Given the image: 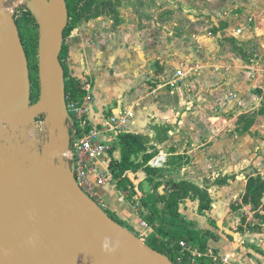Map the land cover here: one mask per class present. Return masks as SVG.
I'll list each match as a JSON object with an SVG mask.
<instances>
[{
  "label": "crops",
  "instance_id": "crops-1",
  "mask_svg": "<svg viewBox=\"0 0 264 264\" xmlns=\"http://www.w3.org/2000/svg\"><path fill=\"white\" fill-rule=\"evenodd\" d=\"M197 2L212 20L232 23L231 37L227 36L240 49L208 43L210 20L204 18L207 32L196 37L202 45L184 46L183 53L163 64L157 84L154 79L147 81L162 57L150 34L117 38L80 27L64 38L70 76L93 87L90 123L100 126L113 115L131 111L134 119L125 134L140 142L132 158L135 168L126 174L134 186L132 199L129 191L126 197L118 189L110 170L112 158L122 160L119 139L99 159L89 180L104 208L133 235H141L145 244L146 239L163 241L158 227L165 218L166 232L181 236L201 264H264V234L252 232L250 223H241L243 211L249 222L253 215L244 205L249 181H264V0ZM100 19L99 15L81 18L91 26ZM238 28L243 30L239 36ZM184 64L200 71L187 88L173 89L168 83ZM109 68H116L114 76ZM105 173L113 174L114 182L97 185ZM171 194L179 200L181 219L165 216L161 202L155 204L157 214L142 206L141 198L159 201ZM133 199L138 200V208ZM234 202L243 208L234 209ZM148 217L154 225L148 224ZM192 231L197 233L195 239L189 237Z\"/></svg>",
  "mask_w": 264,
  "mask_h": 264
},
{
  "label": "water",
  "instance_id": "water-1",
  "mask_svg": "<svg viewBox=\"0 0 264 264\" xmlns=\"http://www.w3.org/2000/svg\"><path fill=\"white\" fill-rule=\"evenodd\" d=\"M25 5L39 28L35 103L16 20L0 0V264H175L113 221L78 185L65 157L71 145L61 63L67 3Z\"/></svg>",
  "mask_w": 264,
  "mask_h": 264
},
{
  "label": "rangeland",
  "instance_id": "rangeland-1",
  "mask_svg": "<svg viewBox=\"0 0 264 264\" xmlns=\"http://www.w3.org/2000/svg\"><path fill=\"white\" fill-rule=\"evenodd\" d=\"M25 0H14L9 2L8 8L12 10L15 6L19 5ZM84 2L79 5L80 15L85 16H98L101 18L97 20L93 25H90V21H82L81 18L73 17L69 25L70 29L67 30V37L70 35L71 30L78 28L82 31H90L94 28V32L108 33L114 37H134L138 33L150 34L151 38H155L154 45L157 49V53L161 55L157 62L152 66L150 75H148L147 81L155 80V83H159L163 69H165V63H168L173 57H177L180 53L184 52V46L187 48L197 49L201 46L199 44L197 36L201 33L207 32V26L203 21L204 18L210 20V26L208 33L210 38L208 43H215L217 47L227 50V48H239L235 45L233 38L227 36L230 34L229 31L232 28L230 22H219V20H212L210 15L205 14L204 8L198 6L197 0H83ZM233 14V13H232ZM209 16V17H208ZM81 20L78 22V20ZM219 19L221 17L219 16ZM38 32L39 41V28H31L30 33L36 34ZM127 39V38H126ZM66 45V44H65ZM210 45V44H209ZM31 48V49H30ZM31 55L29 57V67L33 74V81L37 83L39 81V70H38V45L36 42H31L30 47ZM63 49V48H62ZM65 59V63H66ZM164 64V65H163ZM169 67H173V64H169ZM167 68V66H166ZM170 68V69H171ZM116 68H109L111 76H114ZM154 75V77H153ZM149 81V82H150ZM151 83V82H150ZM155 84V86H156ZM35 100L37 102V90L34 92ZM39 99V97H38ZM246 118L247 116H243ZM91 120L94 122L95 120ZM248 121V120H247ZM120 139V137L118 138ZM117 139V140H118ZM104 162L98 167L102 169ZM262 183L261 179H254V182L248 191L247 199L244 201V205H249L253 211L252 220L244 214L241 215V223L249 224V229L257 234H264V212L261 210L260 203V192ZM124 192V196L128 191L121 188ZM133 194V193H132ZM100 206L104 207V204L96 196L94 199ZM234 209L241 210L243 206L240 202H234ZM104 210V209H103ZM117 217V216H116ZM118 220L122 221L117 217ZM126 225V224H124ZM127 226V225H126ZM140 240L141 235L138 236ZM147 245V244H146Z\"/></svg>",
  "mask_w": 264,
  "mask_h": 264
},
{
  "label": "built area",
  "instance_id": "built-area-1",
  "mask_svg": "<svg viewBox=\"0 0 264 264\" xmlns=\"http://www.w3.org/2000/svg\"><path fill=\"white\" fill-rule=\"evenodd\" d=\"M14 0H5L6 9L12 13L14 18H18L29 11L25 1L15 6L12 10L8 8L9 2ZM243 33L242 29H237V36ZM199 67L193 64L182 65L174 77L168 83L173 89L188 87L193 78L198 75ZM82 94L74 97H66L67 109L69 113L68 126L71 135V145L65 154L66 160L72 169L75 179L81 189L92 199H96L94 186L89 177L96 169L99 159L108 155L112 149V142L124 135L128 126L133 122L134 113L123 111L119 114L107 118L100 126H93L88 119L90 106L95 101L92 84L84 81ZM45 122L40 119L37 122V133L42 134ZM106 138L111 139L110 143ZM114 182L113 174L105 173L98 177L96 184L104 186ZM137 199H133V204L138 208ZM261 210L264 212V188L261 194ZM252 209H250V212ZM142 225L147 228L146 222ZM175 264H201L194 256L185 241L179 243V250L173 255Z\"/></svg>",
  "mask_w": 264,
  "mask_h": 264
},
{
  "label": "trees",
  "instance_id": "trees-1",
  "mask_svg": "<svg viewBox=\"0 0 264 264\" xmlns=\"http://www.w3.org/2000/svg\"><path fill=\"white\" fill-rule=\"evenodd\" d=\"M67 3V8H68V12H69V25L71 23V19H73V17H77V18H84L86 17L85 15H80L79 13V5L84 2L83 0H65ZM91 16V15H90ZM88 16V17H90ZM16 24L18 26V30L22 39V43L28 58V62H29V57L31 55V51L29 49L30 47V43L31 42H36V45H38V32H36V34H31V28L34 27L36 29H38V25L35 21V19L33 18L32 14L30 13V11L25 12L23 15H21L20 17L16 18ZM69 25L67 27V29L69 28ZM67 30L64 32V38L67 36ZM68 57V53H67V47H65V45H63V49H62V53H61V63L64 69V79H65V85H66V96L67 97H74V96H78L80 94H82V90H83V83H81L80 81L72 78L70 76L67 64L65 63V59H67ZM30 69V67H29ZM32 71L30 70V78H31V85H32V102L35 100L34 97V90H37V97L36 100H38L39 97V92H40V86H39V81L37 83H35L33 81V74L31 73ZM42 119H44L43 117H41ZM139 139L134 137L133 135H122L119 139V144L122 148V160L121 161H117L114 158H112L111 162H110V170L111 172L114 174V177L116 179V186L118 187V189L121 190L122 187H124V190H132L131 188H133V184L131 183V181L129 180V178L127 177V173L134 170L135 168V164L133 161V156L136 154V151L134 148L138 147L139 145ZM111 157H112V152H111ZM149 172V171H148ZM254 182V179H251L249 181V189L251 188L252 184ZM261 186V192H260V199H261V194H262V190L264 188V181H262V183L260 184ZM131 194L129 195L130 198L132 199L133 195L132 191H129ZM173 194V193H172ZM168 195L167 197H160V200H148V199H143L141 198V202H142V206H144L147 209H152L154 211V213H158V211H156V203L161 202L162 204H164L163 206V214L169 215V217L172 220H177V219H181L180 218V214L178 212V207H179V200L178 198L173 195ZM102 209H104V211L107 213V215L116 223L121 225V222L118 220V218L116 217L115 214H113L112 212L108 211L107 209H105L103 206H101ZM147 222L149 225H154V221H152L151 218H146ZM185 225V224H184ZM166 227V220L165 218L161 219V224L158 227V232L159 235L162 236L163 241L162 242H158L156 240H144L146 241V244L152 248L153 250L169 257L171 259L172 262L175 263V259L173 257V255L176 253V250L179 247V243L182 241L181 240V236H179L178 234H174L171 232H166L165 230ZM184 229H186L184 227ZM205 235L207 236H213L211 233H206ZM169 237V238H168ZM189 237L192 239L195 237H197V233L192 231L189 232ZM168 240L165 242L164 239ZM172 243H174V245H172V247L170 246ZM176 243V244H175Z\"/></svg>",
  "mask_w": 264,
  "mask_h": 264
}]
</instances>
